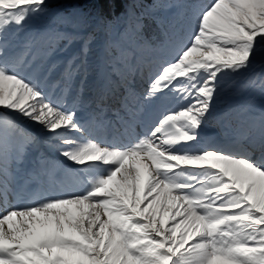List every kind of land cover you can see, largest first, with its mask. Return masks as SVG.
<instances>
[{
  "label": "snow or ice",
  "instance_id": "obj_1",
  "mask_svg": "<svg viewBox=\"0 0 264 264\" xmlns=\"http://www.w3.org/2000/svg\"><path fill=\"white\" fill-rule=\"evenodd\" d=\"M191 7L187 38L174 37L161 58L142 35L143 0H0V170L32 142L16 124L27 120L59 142V155L78 167L75 183L85 185L0 207V264H264V115L243 133L246 145L202 144L200 132L225 78L247 73L264 50V0ZM41 13L64 29L46 34L66 40L64 48L34 52L31 44L44 38L36 36L18 50L6 33ZM75 41L64 90L78 73L88 75L97 45L98 106L119 94L114 112L126 113V143L96 139L75 104L66 108L45 91L47 75L34 65ZM146 67L147 86L138 90ZM257 86L264 93V78ZM167 93L189 103L149 114ZM0 186L6 192L7 183Z\"/></svg>",
  "mask_w": 264,
  "mask_h": 264
},
{
  "label": "rangeland",
  "instance_id": "obj_2",
  "mask_svg": "<svg viewBox=\"0 0 264 264\" xmlns=\"http://www.w3.org/2000/svg\"><path fill=\"white\" fill-rule=\"evenodd\" d=\"M206 2L207 0H172L159 11L155 10L167 30V40L162 44L169 46V42L171 41L172 44L176 36L187 38L193 19L191 6L194 4L202 5ZM53 7H56V5H53ZM56 30L64 29L55 22L51 14L41 13L31 16L23 29L17 30L13 27L9 29L6 35L18 50H25L31 38L36 36L44 38L31 44L32 51L45 50L50 44L62 49L67 43L66 40L50 42L46 35ZM104 38L101 36L100 40L102 41ZM146 38L148 39V37ZM170 47L166 51H157L154 55L159 54L161 58H165ZM79 48L80 42L75 41L63 53L57 51L46 60L37 61L34 67L38 66L40 68L41 75H47L44 82L45 91L54 100L64 104L66 108L75 104L74 111L80 122H87L93 127L96 139L105 143H126L131 138L129 135L130 130L126 128L121 120V118L127 119L126 113L120 111L117 115L114 112V109L119 108V94L104 101L102 106H98L96 87L98 69L94 65L101 54V50L97 45H93L89 54L90 71L88 75L85 77L83 72L78 73L72 79L68 90H64L65 85L62 82L64 61L78 52ZM52 64H55L56 67L52 68ZM147 75V67L143 78L137 75L135 84L138 90H142L147 86ZM262 78H264V50H259L255 55L252 67L247 73L225 78L223 91L209 114L214 115L217 110L221 113L214 120L210 121L206 118L200 129L202 144L211 145V143L221 140L225 136L232 139L235 137L236 139L237 131L232 123L233 117H236L237 121H243L241 125L247 122V118L254 117L252 121H249L252 124L259 125L260 118L264 115V93L257 85ZM57 81L61 82L57 83ZM187 103L189 101H181L174 93H167L158 96L148 106L147 111L149 114L159 116L164 112H174L178 108L186 106ZM101 107H105L107 110L101 111ZM239 108H246L247 110L238 119L237 110ZM9 118L12 119L11 116ZM16 124L28 134L32 142L25 146L24 152L18 157H11L6 167L0 170V180L7 183L6 192L0 186V207H22L46 195H59L66 183L74 186L71 189L72 191H82L84 189V184L75 183L79 178L78 167L59 155L56 147L59 142L56 139L51 138L49 133L44 132L39 125L30 121L18 120ZM2 126V122H0V127ZM134 131L141 132L142 126L137 123ZM166 131H174V129H166ZM12 139L16 140L18 138L13 137ZM244 145L246 144L244 143ZM190 245L191 242L186 247H190Z\"/></svg>",
  "mask_w": 264,
  "mask_h": 264
},
{
  "label": "trees",
  "instance_id": "obj_3",
  "mask_svg": "<svg viewBox=\"0 0 264 264\" xmlns=\"http://www.w3.org/2000/svg\"><path fill=\"white\" fill-rule=\"evenodd\" d=\"M170 1L172 0H143L145 8L148 9V15L143 21L144 28L142 35L148 37V40L158 52L166 51L171 46V41L169 42V46L162 44L167 40V30L165 25L160 21L159 16H157L156 11H159Z\"/></svg>",
  "mask_w": 264,
  "mask_h": 264
},
{
  "label": "bare ground",
  "instance_id": "obj_4",
  "mask_svg": "<svg viewBox=\"0 0 264 264\" xmlns=\"http://www.w3.org/2000/svg\"><path fill=\"white\" fill-rule=\"evenodd\" d=\"M221 113V111L217 110L214 112V115H207L208 120H214L215 117L219 116V114ZM254 117H249L247 118V122L244 123L243 125H241L240 121H237L236 117L232 118V123L234 124V129L237 131L236 134V139L234 137V139L232 138H227L226 136L224 138H222L221 140L215 141L214 143H211V145H216V144H228V143H239L241 145L247 144V138L246 136L243 134L244 132L247 131L249 125H251L252 123L249 120H253Z\"/></svg>",
  "mask_w": 264,
  "mask_h": 264
}]
</instances>
